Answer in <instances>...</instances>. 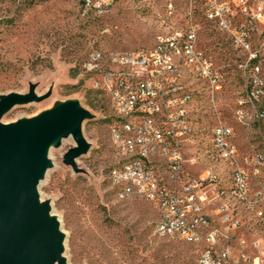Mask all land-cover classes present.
Masks as SVG:
<instances>
[{
    "label": "rangeland",
    "instance_id": "obj_1",
    "mask_svg": "<svg viewBox=\"0 0 264 264\" xmlns=\"http://www.w3.org/2000/svg\"><path fill=\"white\" fill-rule=\"evenodd\" d=\"M194 0H181L178 14L190 11ZM153 0H115L101 16L83 12L81 0H0V96L33 91L37 99L15 103L0 121L10 124L35 117L59 102L77 101L91 114L81 122L82 136L89 143L86 152L66 159L76 142L61 136L58 145L46 152L49 165L37 184V200L49 206V217L58 222L63 235L62 252L56 263L65 264H197V250L176 238L153 233L156 206L144 198L121 196L110 187L107 167L116 159L108 137L114 114L104 96L91 88L82 61L93 50L120 52L153 44L157 29ZM200 44L216 65L220 88L208 85L190 69H184L190 90L187 103L190 130L184 137L185 169L197 175L212 170L217 185L234 180L237 171L229 160L212 149L211 129L216 123L233 128L238 163L258 153L264 155V85L249 80L250 69L239 68L244 60L230 41L200 20ZM264 77V52L258 61ZM195 161L194 165L190 161ZM264 174V172H263ZM262 174V175H263ZM245 182L254 188L264 177L252 176L245 168ZM219 189L212 190V198ZM238 207V206H237ZM240 207V206H239ZM252 203L251 211H260ZM244 216L246 235H258L254 215ZM221 231L220 243H228L221 218H213ZM222 239V240H221Z\"/></svg>",
    "mask_w": 264,
    "mask_h": 264
},
{
    "label": "built area",
    "instance_id": "obj_2",
    "mask_svg": "<svg viewBox=\"0 0 264 264\" xmlns=\"http://www.w3.org/2000/svg\"><path fill=\"white\" fill-rule=\"evenodd\" d=\"M83 12L96 16L107 12L115 0H81ZM168 8L181 0H158ZM158 15V14H157ZM200 20L220 32L244 60L238 65L250 69L248 77L257 87L256 96L263 94L264 77L258 62L264 52V0H194L190 11L175 15L167 22L171 38L161 39L166 45L182 39L181 58L169 54V64L161 65L159 47H136L112 52L93 50L82 61V70L91 79V88L107 99L116 122L109 125L108 137L115 161L107 167L110 187L121 186L129 199L144 198L156 206L157 218L153 233L162 238H176L197 250V264H264V182L254 188L252 181H244L245 168H252V176L264 177V155L244 158L238 163V147L232 137L233 128L216 123L213 152L229 155V162L237 171V180L217 185L212 170L194 175L185 169L182 154L184 137L190 130V88L184 76L171 70V61L194 62L208 85L220 88L215 77V62L200 44ZM153 38L158 37L155 30ZM264 111H262L261 115ZM127 163L123 174L115 172V165ZM191 165L195 161H190ZM263 174V175H262ZM219 189V197L212 198V190ZM251 203H261L260 211H251ZM238 206V207H237ZM240 206V207H239ZM254 215L259 224L258 235L243 231L244 216ZM221 218L228 243L217 239L218 228L213 218Z\"/></svg>",
    "mask_w": 264,
    "mask_h": 264
},
{
    "label": "water",
    "instance_id": "obj_3",
    "mask_svg": "<svg viewBox=\"0 0 264 264\" xmlns=\"http://www.w3.org/2000/svg\"><path fill=\"white\" fill-rule=\"evenodd\" d=\"M35 99L33 91L0 96V117L13 104ZM90 117L74 100L56 103L28 119L0 121V264H65L56 263L63 235L49 217V206L37 200L36 188L49 165L47 149L58 145L61 136L71 135L76 142L66 159L87 151L81 122Z\"/></svg>",
    "mask_w": 264,
    "mask_h": 264
},
{
    "label": "bare ground",
    "instance_id": "obj_4",
    "mask_svg": "<svg viewBox=\"0 0 264 264\" xmlns=\"http://www.w3.org/2000/svg\"><path fill=\"white\" fill-rule=\"evenodd\" d=\"M154 4H158V0H153ZM179 2H175L174 7L168 8V5L165 2H159V10L157 11V31H158V37L159 38H154L153 44L152 45H161V39H166V38H171V30L166 28L167 22H174L175 20V15L178 14V8H179ZM182 39H174L171 42H168L166 45H161L159 47V60L161 61V65H167L169 64L168 58L169 54L173 53L174 58H181V50L180 48L182 47ZM171 61V70H177V76L181 77L183 74L184 69H190L192 73H194L196 76H202V72L195 67L194 62L191 61H184V67H182V63H179L177 60H170ZM214 75H216V70H214ZM187 103H185L186 107ZM116 122V114H114ZM217 137V130L213 131L211 130V138H212V144H214V138ZM222 158L229 160V155L225 154L224 152H218ZM115 172H118V174H123L128 172L127 171V163H123L120 165H115ZM234 180H237V174L234 178ZM245 181V179H244ZM119 193H122V187L117 186ZM123 196H128V195H123ZM122 196V197H123ZM252 204V203H251ZM221 231H217V239L219 241V237H221ZM222 240V239H221ZM63 248V247H62Z\"/></svg>",
    "mask_w": 264,
    "mask_h": 264
}]
</instances>
